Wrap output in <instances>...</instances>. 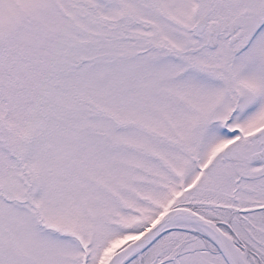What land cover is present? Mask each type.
<instances>
[{"label": "snow or ice", "instance_id": "6c2138e0", "mask_svg": "<svg viewBox=\"0 0 264 264\" xmlns=\"http://www.w3.org/2000/svg\"><path fill=\"white\" fill-rule=\"evenodd\" d=\"M0 264H264V0H0Z\"/></svg>", "mask_w": 264, "mask_h": 264}]
</instances>
